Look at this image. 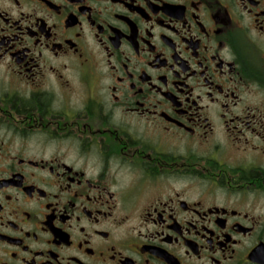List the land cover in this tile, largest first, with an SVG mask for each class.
<instances>
[{
  "label": "flooded vegetation",
  "instance_id": "1",
  "mask_svg": "<svg viewBox=\"0 0 264 264\" xmlns=\"http://www.w3.org/2000/svg\"><path fill=\"white\" fill-rule=\"evenodd\" d=\"M0 264H264V0H0Z\"/></svg>",
  "mask_w": 264,
  "mask_h": 264
}]
</instances>
